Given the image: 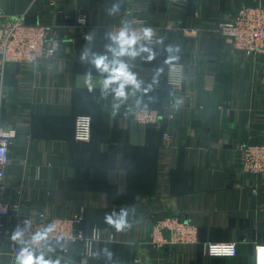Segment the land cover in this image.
I'll return each instance as SVG.
<instances>
[{
	"label": "crops",
	"instance_id": "obj_1",
	"mask_svg": "<svg viewBox=\"0 0 264 264\" xmlns=\"http://www.w3.org/2000/svg\"><path fill=\"white\" fill-rule=\"evenodd\" d=\"M258 4L264 0H0V21L23 15L30 24H53L61 44L55 58L10 63L0 77V120L18 132L0 198L25 214L46 208L67 216L85 206L81 229L98 224L104 235L88 264H254L255 247L264 244V175L241 169L238 147L264 143V57L237 51L218 24ZM132 13L148 19L157 42L144 47L155 58H121L141 85L117 99L102 92L106 74L91 61L112 59V28ZM176 60L193 104L154 126L140 124L133 117L140 102L165 111L174 97L165 74ZM78 115L92 118L90 141L74 137ZM121 210L128 227L118 231L105 214L116 219ZM165 215L194 223L198 243L151 246L153 222ZM208 241H235L238 253L208 256ZM81 250L36 255L81 264ZM17 257L0 234V264Z\"/></svg>",
	"mask_w": 264,
	"mask_h": 264
},
{
	"label": "built area",
	"instance_id": "obj_2",
	"mask_svg": "<svg viewBox=\"0 0 264 264\" xmlns=\"http://www.w3.org/2000/svg\"><path fill=\"white\" fill-rule=\"evenodd\" d=\"M79 24L87 23L86 17H77ZM129 34H135L139 39L136 47L152 45L157 42L155 35L151 41L143 38L144 30L151 28L148 19L141 18L134 13L123 22L114 25L112 34H118L122 29ZM152 29V28H151ZM220 33L227 37L233 47L246 55L264 57V5L241 7L228 20L218 24ZM55 25L27 23L22 16H2L0 21V77L6 71L8 64L33 65L43 60L55 58L60 50V41L56 37ZM167 84L174 91L165 111L156 108H145L140 105L133 110V117L142 125L159 124L165 116L171 117L175 107H187L193 104V96L184 88L185 66L180 60L168 64L165 74ZM14 128L5 126L0 120V185L4 183L8 168L11 164L10 148L17 137ZM75 139L90 141L92 137V118L90 115H78L75 121ZM164 139L169 141L170 133L164 132ZM240 167L244 172L255 176L264 175V143H242L239 145ZM85 206L67 216H55L44 208L34 214L22 212L20 203L9 204L0 198V234L8 237L13 255H19L22 248H29L36 255L43 251L49 254L67 255L72 245H81L80 263L88 264L94 255L96 244L104 239L103 230L94 224L85 233L80 223L84 219ZM30 220V226L24 230L20 239H13L14 230L19 226L24 229V221ZM52 227L46 239L39 243L33 242V236L42 230ZM113 239V237H111ZM198 227L190 220L178 216L165 215L153 222L149 244L157 249H164L173 245L198 243ZM254 252V264H257V246ZM234 248L233 255L213 254L215 249L226 250ZM204 253L208 256H235L238 253L235 241H208L203 243ZM138 261V260H137Z\"/></svg>",
	"mask_w": 264,
	"mask_h": 264
},
{
	"label": "clouds",
	"instance_id": "obj_3",
	"mask_svg": "<svg viewBox=\"0 0 264 264\" xmlns=\"http://www.w3.org/2000/svg\"><path fill=\"white\" fill-rule=\"evenodd\" d=\"M119 9L118 4L112 6L111 12H116ZM153 32L151 28H146L144 30L143 38L145 40L151 41ZM91 35H85V41H91ZM110 39L113 41L115 47L109 45V51L112 52V59H109L106 55L94 56L91 63L95 68L101 73L106 74L105 79L103 80L102 92L111 91L114 93L115 98L117 99H127L126 88L131 86L135 89H139L141 82L137 80L136 75L130 71L128 64L121 59L122 57H132L135 58L140 56L142 53H147L145 57L146 60L151 61L155 58V52L148 48L141 46L136 47L138 42V37L135 34H129L127 29H122L118 34L111 35ZM171 51V49H169ZM88 50L85 49L82 59H87ZM159 71V70H158ZM90 76V73L88 74ZM127 213L121 210L119 216L116 219H113L116 216V213L105 214V222L113 225L118 231L124 230L128 227L125 217ZM31 224L30 220L24 221V229H21L19 226L14 230L13 239H20L24 230H26ZM53 231L52 227L42 230L41 232L36 233L33 236V242L39 243L40 241L46 239L47 234ZM107 257L111 259L112 253L107 249L104 250ZM213 254L216 255H233L234 248L230 247L226 250L215 249ZM17 264H58L52 260L45 259L43 254L35 255L33 251L27 247L22 248L18 257ZM257 264H264V245L257 246Z\"/></svg>",
	"mask_w": 264,
	"mask_h": 264
},
{
	"label": "trees",
	"instance_id": "obj_4",
	"mask_svg": "<svg viewBox=\"0 0 264 264\" xmlns=\"http://www.w3.org/2000/svg\"><path fill=\"white\" fill-rule=\"evenodd\" d=\"M145 46V45H144ZM165 81H166V78H165ZM166 84H167V82H166ZM168 85V84H167ZM169 86V85H168ZM170 87V86H169ZM140 106L141 107H145V108H155V107H147V106H145L142 102H140ZM158 109V108H157ZM162 111V110H161ZM155 124L154 123H150V124H147L146 126L147 127H150V126H154ZM92 132H93V124H92ZM91 139H92V137H91ZM77 142H80V141H77Z\"/></svg>",
	"mask_w": 264,
	"mask_h": 264
},
{
	"label": "rangeland",
	"instance_id": "obj_5",
	"mask_svg": "<svg viewBox=\"0 0 264 264\" xmlns=\"http://www.w3.org/2000/svg\"><path fill=\"white\" fill-rule=\"evenodd\" d=\"M261 5H263V4H261ZM249 6V5H248ZM251 6V5H250ZM223 22V21H222ZM249 143H252V142H249ZM253 143H258V142H253ZM248 144V143H247Z\"/></svg>",
	"mask_w": 264,
	"mask_h": 264
}]
</instances>
